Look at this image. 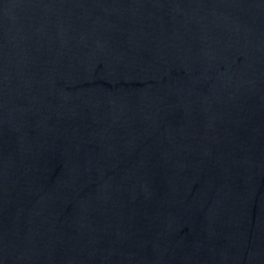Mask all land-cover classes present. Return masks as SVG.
<instances>
[{"label":"water","instance_id":"95a60500","mask_svg":"<svg viewBox=\"0 0 264 264\" xmlns=\"http://www.w3.org/2000/svg\"><path fill=\"white\" fill-rule=\"evenodd\" d=\"M0 264H264V0H0Z\"/></svg>","mask_w":264,"mask_h":264}]
</instances>
